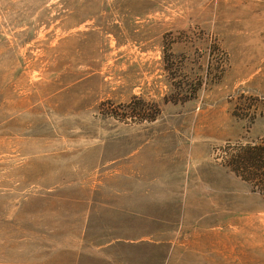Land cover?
<instances>
[{
  "label": "rangeland",
  "instance_id": "rangeland-1",
  "mask_svg": "<svg viewBox=\"0 0 264 264\" xmlns=\"http://www.w3.org/2000/svg\"><path fill=\"white\" fill-rule=\"evenodd\" d=\"M264 0H0V264H264Z\"/></svg>",
  "mask_w": 264,
  "mask_h": 264
},
{
  "label": "trees",
  "instance_id": "trees-1",
  "mask_svg": "<svg viewBox=\"0 0 264 264\" xmlns=\"http://www.w3.org/2000/svg\"><path fill=\"white\" fill-rule=\"evenodd\" d=\"M260 154H261V158H262V162L264 163V149L260 151Z\"/></svg>",
  "mask_w": 264,
  "mask_h": 264
}]
</instances>
